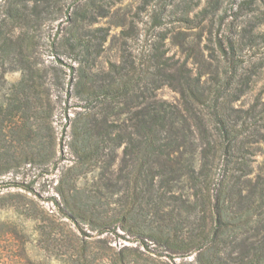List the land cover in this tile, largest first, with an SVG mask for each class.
Returning <instances> with one entry per match:
<instances>
[{
    "label": "trees",
    "instance_id": "1",
    "mask_svg": "<svg viewBox=\"0 0 264 264\" xmlns=\"http://www.w3.org/2000/svg\"><path fill=\"white\" fill-rule=\"evenodd\" d=\"M122 1L75 2L74 26L65 29L55 47L56 64L49 67L38 54L36 33L62 15V0H7L2 6L0 90L7 72L22 76L0 104V158L38 157L56 168L53 115L66 85L82 110L72 123L73 165L62 171L58 196L51 198L57 212L46 213L13 194L0 198V210L14 207L36 220L45 250L69 252L71 264H95L102 256L89 255L87 242L75 232L73 240L66 237L63 219L84 234L81 225L100 234L121 228L169 255L196 254L191 264H264V176L253 167L264 142V103L235 107L257 75L254 69L243 72L239 57L249 41L264 42V32L245 27L261 25L264 0H205L196 18L213 19L235 5L253 17L228 33L221 26H179L201 28L197 43L181 38L185 31L172 36L179 57L168 55L170 37L162 30L138 57L122 53L118 63L97 69L109 29L92 27ZM202 1L140 0V9L153 15L156 27L169 15L187 25ZM134 34L123 29L120 37L127 41ZM63 55L78 64L68 66L75 73L69 82ZM164 87L179 95L177 103L158 97ZM8 140L14 146L7 147ZM97 170L92 183L79 186ZM14 186L19 184L7 187Z\"/></svg>",
    "mask_w": 264,
    "mask_h": 264
},
{
    "label": "rangeland",
    "instance_id": "2",
    "mask_svg": "<svg viewBox=\"0 0 264 264\" xmlns=\"http://www.w3.org/2000/svg\"><path fill=\"white\" fill-rule=\"evenodd\" d=\"M77 1L62 0V3L65 4L62 15L55 20H47L42 30L36 33L39 41L38 54L48 67L56 64L55 47L65 33V29L74 26L71 18L73 17V4ZM6 2L7 0H0V10ZM232 2L235 3V1ZM140 6V0H123L111 9L107 18H102L93 25V29L98 27L109 29L108 40L104 46L105 50L98 59L97 69L107 70L110 62L118 63L122 53L134 58L138 57L141 51L146 50L151 43L157 40L158 32L162 30H168L170 37L165 41L167 44L165 48H171L168 55L176 54V57H179L180 53H176L178 47L171 45L172 36L179 30L185 31L186 33L181 38L186 37L197 43L201 34L200 27L187 30L179 28V26H221V30L228 33L230 28L235 30V27H244L240 26L242 25L241 22L253 17L252 14H247V11L243 14L237 12V5H235L234 9L229 7L222 9L213 19L210 17L196 18V15L205 6V0H203L202 4L190 15V18L195 20L193 23L187 25L178 23L175 22L176 15H169L162 22L161 27H156L153 15L149 11L140 9ZM245 27L248 30L255 28L256 32H264V20L260 26ZM123 29H131L135 34L124 41L120 37V32ZM204 38L205 35H202L201 48L206 43ZM248 43L240 54V62L244 64L243 72L254 69L257 70V75L254 77L252 88L235 104L236 108L243 109H248L259 101L264 103V42L259 40L253 44L250 41ZM68 56L63 55L61 57L66 65L64 70L67 73V82L75 76V73L68 66H78ZM21 76L20 71H10L5 74L4 85L0 90V104L6 101L11 87L20 81ZM68 90H72L71 85H66L63 102L57 103L53 115L57 144L56 157L59 164L56 168L53 166L47 168L41 164L38 157H35L33 162L25 157L17 161H9L8 157L0 158V198L9 194L18 195L17 200L26 203L34 201L35 207H38L39 210L43 209L46 213L57 212V206L51 201V198L58 196L56 186L62 171L73 165V155L70 153L69 147L72 140V123L77 111L82 110L76 107L79 101L70 97L67 94ZM158 97L172 103L179 101V95L169 87L159 90ZM13 144L10 140L6 143L9 148L14 146ZM253 160L255 174L264 176V142L258 144L257 155L253 157ZM98 174L99 170L89 173L88 176L79 181V186L92 183ZM14 183L19 184V186L7 187ZM62 221L66 223L65 229L69 231L67 235L65 234L66 237L73 240L71 231L75 232L83 241L87 242L89 255L97 253L102 256L95 261V264H112V260H123L126 264H191L196 259V254L189 257L177 254L169 255L153 245L151 241L146 243L137 241L121 228L117 229V234H100L98 231L91 230L89 225H81L86 232L84 234L69 220L63 219ZM43 245L39 223L36 220L27 218L19 209L14 207L0 210V264H71L69 252L67 255H63L59 254L57 249L53 252L46 251Z\"/></svg>",
    "mask_w": 264,
    "mask_h": 264
}]
</instances>
